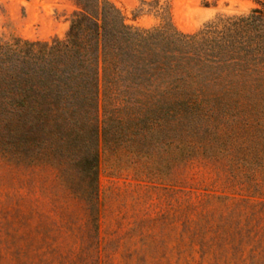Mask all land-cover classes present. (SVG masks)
<instances>
[{
    "label": "rangeland",
    "instance_id": "rangeland-1",
    "mask_svg": "<svg viewBox=\"0 0 264 264\" xmlns=\"http://www.w3.org/2000/svg\"><path fill=\"white\" fill-rule=\"evenodd\" d=\"M136 29L194 33L253 0H109ZM264 1V0H260ZM207 3V6L204 4ZM71 0H0V40L62 39ZM166 20V19H165ZM101 125L97 210L82 173L8 162L0 131V264H264V111L115 114ZM110 120H113L111 123Z\"/></svg>",
    "mask_w": 264,
    "mask_h": 264
},
{
    "label": "trees",
    "instance_id": "trees-1",
    "mask_svg": "<svg viewBox=\"0 0 264 264\" xmlns=\"http://www.w3.org/2000/svg\"><path fill=\"white\" fill-rule=\"evenodd\" d=\"M71 1L77 10L62 39L0 40V131H8V162L16 167L46 164L63 175L71 163L85 183L69 188L87 195L92 212L101 108L130 115L264 111V1L190 34L166 10L158 12L161 25L141 30L109 0Z\"/></svg>",
    "mask_w": 264,
    "mask_h": 264
}]
</instances>
